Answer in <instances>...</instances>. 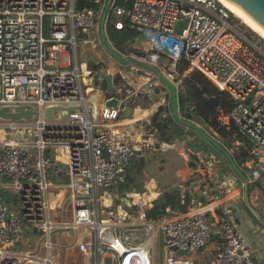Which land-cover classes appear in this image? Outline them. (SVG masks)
Instances as JSON below:
<instances>
[{
  "label": "built area",
  "instance_id": "built-area-1",
  "mask_svg": "<svg viewBox=\"0 0 264 264\" xmlns=\"http://www.w3.org/2000/svg\"><path fill=\"white\" fill-rule=\"evenodd\" d=\"M96 1L97 10L78 8L76 0H0V108L36 111L32 118L0 117V264H106L107 257L113 264H193L189 253L213 240L214 264H261L234 209L246 201L250 184L264 187V48L236 27L220 0H111L108 8L109 0ZM112 14L118 29L128 24L145 35L175 72L184 63V75L200 71L235 101L218 115L225 136L182 116L203 143L188 135L181 149L189 169L179 187L184 212L166 205L150 216L163 190L139 176L143 189L119 192L126 203L112 192L126 182L133 154L174 141L151 119L140 131L121 121L136 96L156 85L145 82L155 81L151 68H131L136 77L117 86V106L107 104L104 90L101 104L90 100L96 74L77 57V32L96 27L95 39L109 38ZM167 99L161 105L171 107ZM49 107L56 108L53 119ZM7 191L14 197L4 201ZM19 242L30 251L13 250Z\"/></svg>",
  "mask_w": 264,
  "mask_h": 264
},
{
  "label": "rangeland",
  "instance_id": "rangeland-1",
  "mask_svg": "<svg viewBox=\"0 0 264 264\" xmlns=\"http://www.w3.org/2000/svg\"><path fill=\"white\" fill-rule=\"evenodd\" d=\"M233 15H234L233 23L236 25V27L241 32L247 33L250 36H252L251 38L254 40L253 42L256 45L257 44L262 45V47L264 48V37H262L256 30H254L250 25H248L242 18H240L236 14H233ZM175 29L176 31L181 32L183 28L181 24H177ZM96 30H97L96 27L90 28L86 33L85 32L82 33L80 30H78L77 35H78L79 45L77 48V57L80 62L84 60H88L90 64H93V63L99 62V60H105L106 62L110 61L108 52H111V51H109V49H106L105 45H102V47H98L94 45L93 40L95 39V37H97V34H98ZM85 38H87L88 41L83 42V39ZM136 38H137V41H136ZM136 38L135 40L128 42V44L124 48L129 53L147 54V52H145L146 50H143L144 48L148 47L145 44L143 45V41L145 43H148L146 36L143 34H140ZM69 50L74 55L75 53L74 48L69 47ZM148 52L155 53L154 50L152 49L149 50ZM157 54H159L160 56L158 58L159 62H162L160 65V68L168 74L170 73L173 74V79L172 78L170 79L173 80V84L175 85V87H177L179 92L186 90L187 84H188L187 79L191 75V73H193L194 71H192L188 75H184L182 70L184 69L185 64L179 63L178 72H175L174 66L171 63V61L165 55H162L160 53H157ZM73 60H74V57H73ZM67 61H68V55L67 53H63L60 57V62L64 64ZM176 69H177V66H176ZM154 79L155 81H158L159 83V84H156L157 88L163 87V88H166V92L169 91L168 86L165 83L164 79H162L161 82H160L161 79L158 76H156ZM170 79L168 78V80L172 82V80ZM175 87L173 86L170 87V91H171L170 97H171V102H172L171 107H169L168 104L167 106L166 105L156 106L157 104H159L160 97L165 95L164 93L161 94V91H160L162 90L161 88L158 92L159 94H157V91L152 90L150 94H146L144 96L140 95L141 104L144 108H147V107L151 108L153 104L156 107V110L150 114V119H151L150 125H155L159 129H160L159 125L156 122H153L152 118L154 116V113H156V111H158L161 107L163 108L161 111V114L158 116V120L161 121L167 118L168 119L167 125L168 123H172L173 127H170L171 131H169L167 135L169 134L168 136L169 139H174V141L172 142L171 146L166 147L164 149L163 148L148 149V154L141 155V156H139L137 153L133 154L129 160L128 172L131 173V175L133 176L138 173L144 178L152 177L155 179L158 186L164 192L170 190L172 193L177 194L179 192L180 184L183 183L182 171L186 169L188 166L187 160L185 159V157L181 154L179 150H181L189 142V139H188V134L186 133H181L179 136H177L178 130H175L174 128L176 127L174 126V123L180 124L182 126L185 125L179 120H176L180 118V115L178 113V107H177L178 91ZM97 88H100V86H98ZM123 88L125 89V87ZM167 101L169 102V99H167ZM190 107L191 109H195V106L193 103H190ZM173 115H175V117H173ZM193 119L198 122H203V120L198 119V118H193ZM150 125L148 123L145 124L146 128H148ZM160 131L162 130L160 129ZM125 185L126 183H121L114 187L116 188V191H117L116 194L119 196L118 201L124 202V203H126L125 196L119 192H124L123 189H132L134 187L132 185L129 187ZM257 193L260 194V197L257 199L258 208L264 216V187L260 185L256 187L254 191H252L251 196ZM11 197H14V194L12 192H8V191L4 192V198H3L4 201L11 199ZM236 200L239 202V199H236ZM244 204L245 203L236 204L238 206L236 216H238L239 211L244 210L243 209ZM68 210L69 212L67 213V219L71 220L73 218L71 203L68 204ZM240 227L241 229H244V230L246 229V225L244 224V222L240 224ZM248 231L251 233L250 229H248ZM25 233H26V236H28L29 232L27 230ZM12 248L13 250L19 251V252L28 251L30 249L28 243L26 242H23V243L19 242L17 245H14ZM34 249H35L34 251L39 253L41 256L47 254L46 247L41 246V249H37V246H35ZM184 252L186 253L188 251H184ZM106 264H113L111 257L106 258Z\"/></svg>",
  "mask_w": 264,
  "mask_h": 264
},
{
  "label": "crops",
  "instance_id": "crops-1",
  "mask_svg": "<svg viewBox=\"0 0 264 264\" xmlns=\"http://www.w3.org/2000/svg\"><path fill=\"white\" fill-rule=\"evenodd\" d=\"M138 40H140V39H138ZM93 41H94V45H96L98 47H102V45H105L106 49H109V51H111V52H108V55L110 58L109 62H106L105 60H99V62H97V63L90 64V62L88 60L81 61L83 63H85V62L89 63L90 67L94 70L95 74L97 75V76L95 75V77H96L95 83H96L97 87L100 86V88H101L103 82L105 81L106 75H111L113 78L118 76L116 83H114V86L116 88L119 85H126L127 86L130 79H132L131 76L136 77L135 75H133L134 70L131 69L133 66L135 68L136 67L145 68V69L151 68V69H153L152 72L157 74V76L161 79L160 82L162 81V79H164L165 83L168 86L169 91L166 92V88H163V87L162 88L160 87L162 89V90H160V88H157L156 85L151 86L150 90L151 91L152 90L157 91V94H159L158 93L159 90L161 91V94L162 93L167 94V98L169 99L170 104H172L171 97H170V95H171L170 87L171 86L175 87V85L173 84V82L169 81L168 77L162 72V70L160 68V65L162 62H159V59H158L160 57L159 54L148 52L149 50H151L149 48V43H145L143 41V45L145 44L148 46V47L143 49V50H146L145 52H147V54H148L147 55V54H141V53H139V54L138 53L137 54L129 53L125 48L117 47L110 40V37L109 38L108 37L103 38L101 36L100 38H96ZM136 41H137V38H136ZM114 46H116L119 49V51H117L114 48ZM111 63H112V65H111ZM99 74L100 75L102 74L103 76H105L104 79H99ZM145 82H148V84H159L158 81L155 82L153 79L151 81L146 80ZM148 87H146V89ZM175 88L177 89V87H175ZM97 89L98 88H96V90ZM96 90H95V92H96ZM177 91L179 92L178 89H177ZM94 93H93V95H94ZM163 96L160 97L159 104H157L156 106H158V105L162 106L161 105V98ZM104 99H105V96H101L100 98H98L99 104H101L104 101ZM134 103L135 104L132 103L133 105H135L132 115L128 116V117L122 116L121 121L124 123H128V125L131 128H133L134 130L140 131L143 129V127H146L145 124H147V123L150 124L148 121V120H150V114L156 110V107L153 104L151 106V108H148V107L144 108L141 104L140 96H136ZM177 107H178V113L180 115V118H178L176 120H179V119H181L182 116H181V112H180L179 106H178V99H177ZM138 109H140L141 114H139L137 116V110ZM137 117H139V118L144 117V118L139 119ZM173 117H175V115H173ZM174 125H175V123H174ZM179 151L182 152V150H179ZM188 170L189 169L187 167L186 169H184L182 171L183 181H184V179L187 178V176L189 174ZM225 171L230 172V169H229V167H227V165H225ZM138 176L141 177L142 179H144L145 181L151 180L157 184V182L155 181L154 178H152V177L151 178H144L143 176H141L140 174L137 173L133 176L134 181L132 182V186L137 187L138 189L144 188V184L136 179ZM259 185L262 186L261 183L260 184L257 183L256 187H258ZM254 189H253V191H254ZM259 197H260V194H258V193L255 195H252V196L250 195L249 200H250L251 204L255 207V209L258 211V213L260 214L261 219L263 221V224L258 223L254 219H252L245 212V210L239 211L237 217L240 219L241 222L237 223V224H238V227L241 229L240 224L242 222H244V224L246 225V229L245 230L241 229V230L244 232L246 237L254 245L255 255H256L257 259L260 261L261 264H264V216L258 208L257 199ZM179 198H180V193H179ZM245 202L246 201H244L243 203H245ZM181 205H183V204H181ZM176 209L180 210L179 208H176ZM186 210H187V208H186ZM248 229H250L251 233L248 231ZM216 244H217L216 241L213 240L209 245H207V246H205V247H203L197 251L189 253V256H190L191 260L193 261V264H214V259H215L216 254H217Z\"/></svg>",
  "mask_w": 264,
  "mask_h": 264
},
{
  "label": "trees",
  "instance_id": "trees-1",
  "mask_svg": "<svg viewBox=\"0 0 264 264\" xmlns=\"http://www.w3.org/2000/svg\"><path fill=\"white\" fill-rule=\"evenodd\" d=\"M76 6L78 8H93L95 10L100 8V4L96 0H76ZM115 15H111L108 24V34L110 40L119 48H124L128 42L135 40L140 35L138 31L132 29L126 24L122 29H118L114 21ZM187 88L182 92H178V105L180 107L181 116L190 118H198L203 120L207 125L217 130L221 135L227 134L225 127L218 120V115L221 110L229 112L234 106L235 101L230 97L228 92L220 90L214 83H212L208 77H206L200 71H194L187 79ZM190 103H193L195 109H191ZM162 107L154 113L152 118L153 122H156L162 130L164 138L169 139L171 128L167 125L168 119L158 120V116L161 114ZM182 123H186V119L181 117L179 119ZM134 181L131 173H128L126 180L127 187L132 185ZM260 184V182H258ZM257 186V183L250 184L247 188V196L250 197L253 189ZM124 190V189H123ZM126 190V189H125ZM113 193L119 199L116 194V188L113 187ZM166 205H171L174 208H179L181 211H186V205L180 204L179 192L172 193L170 190L162 193L157 203L149 213L150 216L155 217L162 211L160 207L164 208Z\"/></svg>",
  "mask_w": 264,
  "mask_h": 264
},
{
  "label": "water",
  "instance_id": "water-1",
  "mask_svg": "<svg viewBox=\"0 0 264 264\" xmlns=\"http://www.w3.org/2000/svg\"><path fill=\"white\" fill-rule=\"evenodd\" d=\"M111 0L108 1L107 8L109 6ZM234 7H236L250 22H252L257 28H259L264 33V0H227ZM118 76L112 77L111 75H106L105 81L103 82L101 88H98L94 95L90 97V100H93L97 103L99 94L101 90H105V96L108 97L107 104L111 106H117L119 98L114 96L116 93V87L114 83H116ZM121 97L126 94V90L123 89L122 92L119 93ZM135 105L132 103L128 105L127 109L122 112V116L128 117L133 113ZM55 107H49L46 110V116L49 119H53V111ZM36 114L35 110L20 108L17 111H10L8 107L0 108V117L5 119H21V118H32L33 115ZM175 130L177 131V136L181 133H186L190 135L192 138V142L196 144L202 145L203 143L199 141V137L195 136V132L185 129L184 126L180 124L175 125ZM218 158L222 161L223 166L226 165L225 158L222 155H218ZM247 196V190H246ZM245 212L256 222L263 224L260 214L255 209V207L251 204L249 197H246V202L243 206ZM234 212H237V209H234ZM237 223H240V219L236 217Z\"/></svg>",
  "mask_w": 264,
  "mask_h": 264
},
{
  "label": "bare ground",
  "instance_id": "bare-ground-1",
  "mask_svg": "<svg viewBox=\"0 0 264 264\" xmlns=\"http://www.w3.org/2000/svg\"><path fill=\"white\" fill-rule=\"evenodd\" d=\"M227 8H229L234 14L242 18L248 25H250L254 30H256L262 37H264V33L257 28L252 22H250L236 7H234L229 1L227 0H220ZM149 42V41H148ZM89 83H92V77L87 78ZM99 104V103H98ZM97 104V105H98ZM141 114L140 109L137 110V116Z\"/></svg>",
  "mask_w": 264,
  "mask_h": 264
},
{
  "label": "flooded vegetation",
  "instance_id": "flooded-vegetation-1",
  "mask_svg": "<svg viewBox=\"0 0 264 264\" xmlns=\"http://www.w3.org/2000/svg\"><path fill=\"white\" fill-rule=\"evenodd\" d=\"M168 126L169 127H173L172 123H168ZM175 126V125H174ZM175 128V127H174Z\"/></svg>",
  "mask_w": 264,
  "mask_h": 264
},
{
  "label": "clouds",
  "instance_id": "clouds-1",
  "mask_svg": "<svg viewBox=\"0 0 264 264\" xmlns=\"http://www.w3.org/2000/svg\"><path fill=\"white\" fill-rule=\"evenodd\" d=\"M176 125V124H175Z\"/></svg>",
  "mask_w": 264,
  "mask_h": 264
}]
</instances>
